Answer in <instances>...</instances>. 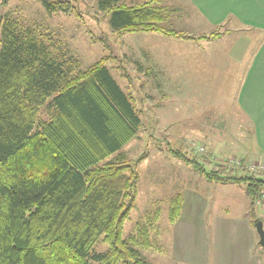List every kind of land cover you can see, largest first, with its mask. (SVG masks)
<instances>
[{
	"label": "trees",
	"instance_id": "16d2710c",
	"mask_svg": "<svg viewBox=\"0 0 264 264\" xmlns=\"http://www.w3.org/2000/svg\"><path fill=\"white\" fill-rule=\"evenodd\" d=\"M41 1L49 12L74 10L69 1ZM161 1L97 4L118 35L221 34L192 37L164 26ZM108 60L104 56L76 71L77 60L60 43L0 17V264H152L141 249L156 247L151 231L159 232L160 208L147 211L129 238L123 237L136 207L139 165L148 153L133 159L121 151L142 121ZM167 146L207 180L243 184L253 206L264 193L263 174L244 167L242 173L222 165L208 169L207 157L191 155L182 144ZM183 202L180 192L171 198V222ZM99 241L107 249L92 251Z\"/></svg>",
	"mask_w": 264,
	"mask_h": 264
},
{
	"label": "rangeland",
	"instance_id": "374dc122",
	"mask_svg": "<svg viewBox=\"0 0 264 264\" xmlns=\"http://www.w3.org/2000/svg\"><path fill=\"white\" fill-rule=\"evenodd\" d=\"M63 1H69L74 10L49 12L41 0H0V17L13 19L20 29L30 28L38 36L60 43L77 60L76 71L109 57L107 64L124 76L120 78L125 89L137 93V102L145 111L153 109L144 115L139 136L128 147L133 159L144 151L148 154L139 165L136 207L125 222L123 237L129 238L147 211L160 208L159 232L151 231L156 247L141 249L142 256L152 264H216L212 252L217 220L246 217L253 224L256 219L262 220L264 226V204L253 206L243 184L207 180L190 164L170 154L167 142L175 148L182 144L191 155L207 157L208 169L222 165L242 173L239 160L244 165L264 161V154L256 146L254 126L237 102L245 76L243 60L261 47L264 28L244 22L235 13L226 15L219 24L202 13L194 0H162L164 26L192 37L216 31L221 34L210 39L170 38L158 32L118 35L97 0ZM124 1L131 4L144 0ZM154 47L158 50L153 54L164 75L141 77L138 65L142 62L135 60ZM159 85L166 86V95L163 90L159 92ZM40 117L47 118L45 109ZM177 192L184 198L178 221L187 211L204 215L208 232L205 245L201 244V235L192 231L181 239L176 224L170 221V200ZM184 219V230L190 225L197 227L191 218ZM259 241L257 234V247L263 248ZM107 247L99 241L92 251ZM226 256L218 263L229 264Z\"/></svg>",
	"mask_w": 264,
	"mask_h": 264
},
{
	"label": "crops",
	"instance_id": "0c3cea01",
	"mask_svg": "<svg viewBox=\"0 0 264 264\" xmlns=\"http://www.w3.org/2000/svg\"><path fill=\"white\" fill-rule=\"evenodd\" d=\"M194 2L202 13L206 14L212 21L219 24L227 19L226 15L229 13H235L244 22L251 25L254 24L256 27L264 28V0H194ZM140 33L150 34L152 32ZM157 50L158 49L155 47L153 49H148V53L140 55L141 59L135 60L142 62L138 65V69L142 72L141 77L146 78L154 76L161 78L164 75V68L157 64V57L153 54L154 52L156 53ZM204 57L206 58V56ZM243 61L244 64H246L245 76L241 82L242 85L240 84L241 86L239 89L240 91H238L237 102L239 108L243 110L252 122L255 131L256 146L258 147L259 152L264 154V41L261 42V47L254 56L247 57ZM106 65L122 90L131 97L135 110L143 124L144 115L147 112H150L151 114V110L153 109L151 108L150 110L148 109V111H145V109H143V107L137 102V93H131L125 89V84L120 78V76L123 75H118L114 70L113 65ZM166 69L167 71L169 70L168 66H166ZM145 82H147V80ZM159 87L161 88L159 92H161L166 86L159 85ZM162 93L166 95L165 90H163ZM139 132L136 137L122 147L121 151H124L127 154L129 153L130 148L128 149V147L137 140ZM116 153L111 154L107 159L113 158ZM182 210L180 215L173 222L176 224V230L178 234L181 235V239L188 237L190 231H192L193 233H199L201 235V244L205 245L207 241L206 233L208 232L204 215L201 217L198 212L192 213L187 211V215L183 217V220L178 221L179 218H181ZM186 217L191 218V221L197 224V227L195 228L194 225H190L186 226L184 230V218ZM182 221L183 223H181ZM177 232L175 234H177ZM213 233L215 250L212 252V255L214 254V260L216 258L218 262L220 261L222 263V261L225 260V254L227 253L226 258L229 264H264V246L263 248L257 247V234L259 233L251 219L243 217V219L241 218L238 220L228 216L222 217L221 220H217ZM218 262H216V264H219Z\"/></svg>",
	"mask_w": 264,
	"mask_h": 264
},
{
	"label": "built area",
	"instance_id": "2783aa9c",
	"mask_svg": "<svg viewBox=\"0 0 264 264\" xmlns=\"http://www.w3.org/2000/svg\"><path fill=\"white\" fill-rule=\"evenodd\" d=\"M237 163H239L240 166H243L249 172L256 173V174H263L264 175V161H261V162H259L257 164H255V163H246L244 165V163H242V160H239ZM227 164H228V161H227ZM255 203L256 204H264V193H262V195H260L259 197L256 198Z\"/></svg>",
	"mask_w": 264,
	"mask_h": 264
},
{
	"label": "water",
	"instance_id": "95a60500",
	"mask_svg": "<svg viewBox=\"0 0 264 264\" xmlns=\"http://www.w3.org/2000/svg\"><path fill=\"white\" fill-rule=\"evenodd\" d=\"M255 226H256L257 231H258L259 236H260V243L262 244V246H264V227H263V221L262 220L256 221Z\"/></svg>",
	"mask_w": 264,
	"mask_h": 264
}]
</instances>
